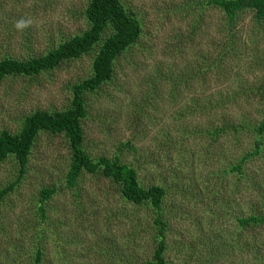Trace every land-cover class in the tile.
<instances>
[{
  "label": "rangeland",
  "instance_id": "374dc122",
  "mask_svg": "<svg viewBox=\"0 0 264 264\" xmlns=\"http://www.w3.org/2000/svg\"><path fill=\"white\" fill-rule=\"evenodd\" d=\"M120 1L139 20L141 35L114 60L112 78L84 96V149L100 166L83 172L76 187L67 186L69 140L47 130L38 132L21 179L15 155L1 161L0 190L8 191L0 201V264H36L39 249L43 264L152 259L156 210L122 198L121 185L103 173V158L135 168L144 186L167 189L169 264H249L257 246L264 264V224L240 229L233 218L253 206L264 210V149L247 160L245 174L225 169L255 141L253 129H235L234 122L250 112L256 119L264 115V18L247 9L229 27L225 11L203 6L207 0ZM89 2L0 0V61L41 56L84 34ZM110 35L107 27L89 52L55 69L1 80L0 134H19L36 111L71 108L74 86L92 75ZM231 37L238 38L240 54H225L220 64ZM211 99L224 106L209 109ZM212 123L228 124L216 138L194 131ZM46 186L57 191L43 216L40 191ZM236 186H242L239 193Z\"/></svg>",
  "mask_w": 264,
  "mask_h": 264
},
{
  "label": "trees",
  "instance_id": "16d2710c",
  "mask_svg": "<svg viewBox=\"0 0 264 264\" xmlns=\"http://www.w3.org/2000/svg\"><path fill=\"white\" fill-rule=\"evenodd\" d=\"M203 6L219 7L225 11L230 21L229 27L237 21L238 14L247 9H254L257 19L264 18V0H207L206 3H203ZM85 15L89 22V27L84 34L75 35L61 42L57 47L41 56L31 57L26 60L6 57L0 61V81L7 75L22 74L33 76L43 70L55 69L64 60L81 57L84 53L89 52L97 42L101 41V34L107 27L111 29V35L103 41L99 48L93 64L92 75L74 86L71 108L65 111L54 112L36 111L26 118L24 128L19 134L12 135L9 131H3L0 134V162L10 155H15L21 167L19 179L27 171L32 145L40 130H47L54 134L63 133L69 140L72 151V162L65 177L67 186L76 187L78 179L83 172H95L100 166V163H95L84 149V131L81 122V119L86 116L84 96L86 92L97 90L112 78L115 67L114 60L138 41L141 35V27L139 20L128 13L120 0H90L86 7ZM227 42L223 54L221 53L219 56L218 62L220 64L224 63L223 57H225V54L230 52L233 55L240 54L238 49L239 40L237 37L228 38ZM163 71L164 69L159 70V72ZM203 72L205 70L197 74H202ZM237 96L238 94L235 96L236 99L234 102H237L241 93ZM196 100L198 99H192V101ZM209 106V109L212 107L217 109L224 105L219 103L218 100L211 99ZM203 108L205 107L202 106L199 108V112H203ZM260 112L261 110L258 111V113ZM256 118L258 117L250 112L247 115H243L242 121L239 124L238 122H234L237 125L235 129L242 127L250 130L253 129L252 134L255 137V141L250 151L247 150L240 154L237 163L225 168L227 172L244 173L243 167L247 160L263 152L264 115L262 119ZM227 124L224 123L221 126L220 123H212L201 130L198 128H201L202 125H199L197 128H194V131L200 134L204 131V134H210L211 137L216 138L223 133V127ZM101 162L104 166V175L121 185L120 195L122 198L134 205L149 203L156 210L157 216L154 220L155 226L158 229L156 233V249L152 259H147L140 264H169L165 256L167 250L166 232L169 222L164 217L166 211H164L163 207L164 197L168 194L167 189L160 185L144 186L140 182L137 170L126 163L111 161L108 158H103ZM19 182L20 180L17 183ZM235 189L239 193L242 186H236ZM7 191L8 188L0 190V201ZM56 191L57 188L55 186H46L41 189L40 195L43 204L40 205L39 209L43 216L46 213L44 207L45 202ZM238 213L234 214L233 218L236 221L237 227L240 229L264 224V210L260 211L256 206H253L251 213ZM215 231L217 232V229ZM204 242L209 243L207 240H204ZM220 246L225 247L223 244H220ZM257 249H259L258 246L255 247L254 258L249 264H260L259 260L262 259V256L258 257ZM223 253L221 249L217 251L219 256L223 255ZM42 261L43 252L39 249L36 253L35 263L43 264Z\"/></svg>",
  "mask_w": 264,
  "mask_h": 264
},
{
  "label": "clouds",
  "instance_id": "9594fccd",
  "mask_svg": "<svg viewBox=\"0 0 264 264\" xmlns=\"http://www.w3.org/2000/svg\"><path fill=\"white\" fill-rule=\"evenodd\" d=\"M23 23V21L21 22V24ZM19 26V25H18Z\"/></svg>",
  "mask_w": 264,
  "mask_h": 264
}]
</instances>
